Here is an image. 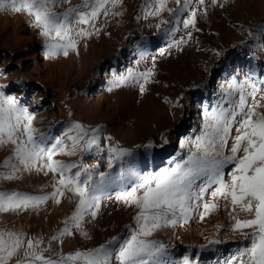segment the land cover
I'll use <instances>...</instances> for the list:
<instances>
[{"label": "snow or ice", "instance_id": "1", "mask_svg": "<svg viewBox=\"0 0 264 264\" xmlns=\"http://www.w3.org/2000/svg\"><path fill=\"white\" fill-rule=\"evenodd\" d=\"M171 2L175 7H169L170 0H145L143 14L145 18L161 17L167 12L168 18L160 19L155 27L168 41L169 49H179L187 43L183 37L174 38L179 25L198 31L197 15L207 14L206 7L203 12L198 13V9L205 6L206 0ZM210 2L217 5L218 0ZM121 3L122 0H82L71 5V0H0V9L26 13L45 39V57L54 58L76 52L82 40L99 35L96 20L101 15H122L115 10ZM59 5L69 6L57 11ZM255 27L264 37V24ZM247 32L250 37L254 35L250 29ZM187 37L192 38L191 31ZM165 50L161 48L160 53ZM137 54L139 65L148 56L146 45H137ZM155 67L153 58L152 66L143 71L128 67L126 72L117 74L113 70L108 91L138 86L143 94L153 80ZM262 91L264 80L247 84L233 78L221 100L211 110L205 107L201 129L191 139L187 157L146 176L137 168L134 149L102 143L112 141L111 136L104 134L103 125L93 127L71 121L60 136L53 137L33 126L34 116L27 107L0 91V147L12 148L11 154L0 162V181L16 180L22 173L32 172L52 177L50 192L0 190V214L36 209L49 200L59 204L66 192L77 198L74 211L63 221L64 227L48 238L49 247L43 246V238L0 228V264H193L191 255L175 258L169 246L152 238L153 234L168 225L187 223L200 209L199 218L204 220L217 210L219 200L231 205V231L242 237V246L224 264H264V95L258 98ZM237 94L238 99H233ZM77 151L81 157L106 153L109 171H100V164L89 167L82 160L64 163L54 158L73 156ZM113 191L117 201L138 210L133 217L134 226L126 225L125 232L94 248L60 253L56 258L45 255L52 241L72 235L73 230L90 238L84 225L89 218H96L102 201L111 198ZM209 192L211 200L206 199ZM240 212L245 214L243 219ZM220 227L217 226L218 231ZM221 243L217 236L200 248L203 251Z\"/></svg>", "mask_w": 264, "mask_h": 264}, {"label": "bare ground", "instance_id": "2", "mask_svg": "<svg viewBox=\"0 0 264 264\" xmlns=\"http://www.w3.org/2000/svg\"><path fill=\"white\" fill-rule=\"evenodd\" d=\"M236 1L238 2V0H218L217 5H212L210 0H206L205 6L198 9V13L203 12L205 7L207 9L206 15H197L196 27L199 29L198 31L192 30L191 28L184 29L182 23L179 25L180 30L174 38L179 40L183 37L187 40V43L182 44L179 49L176 47L169 49L168 41L163 37L162 33H157L155 27L160 19L168 18V13H162L161 17L149 16L145 18L143 14V9L146 8L145 0L122 1L115 9L123 13L120 16H109L106 18L101 15L95 22L96 28L100 29L99 35H93L95 39L92 49L97 55L96 57L92 55L88 60L87 67L81 69L78 74L80 86L86 88L88 85H91L94 87L89 93V99L93 101L95 109L93 110L92 107L84 106L81 109V123L93 127L96 126L98 122L96 114L98 111L100 112L99 106L103 104V99L109 98L112 102H116L115 107L118 109V125L121 128L123 138L128 139L132 143H142L148 139L157 144L155 146L160 148V151H163L162 148L165 149L164 139L171 134H174L172 140L175 141V139H177L180 146L198 135L201 129L199 124L203 117L205 107L209 104L210 99L204 98L202 101L199 97L195 98L194 101L191 100V97L181 99L179 93L183 90V80L189 75L188 71L198 75V77L204 75L208 85L214 81L213 83H215V85L213 86H215L218 91L222 90L221 88L223 85H225L226 82L229 83L233 78L238 82L246 81L247 84L259 83V81L264 80V68H262L263 71H261L260 64L262 58L258 59L257 56V51L261 47L256 43L252 42L250 46H245L244 44L239 45L237 48L240 49V53H237L232 48H222L220 51L222 55L219 56V60H216L214 57L212 58V52L210 53V51H212V44L215 42L218 43L221 40L217 32L222 30L223 26L229 27V30L232 29L233 26L230 17L240 13L238 5H235ZM121 5L126 7L127 11H122ZM195 6L194 4L193 7ZM246 6L251 8L249 5ZM169 7H175V4L171 2V0ZM253 9L255 12L264 14V0H257ZM186 16L187 14H185V18ZM90 30L92 29L90 28ZM189 31L192 32L191 39L187 37ZM2 41H5V45L3 51L1 50V53H3H0V59H5L3 61L4 63L0 65V91H4L6 95H9L5 91L8 87V83L16 81L18 78L24 76V72H27V76H29L23 79L24 82L33 80L40 84H56L54 82L55 69L52 66L54 65L53 58H46L44 55L46 50L45 39L40 35L39 30L33 26L31 18L26 13H16L11 10L0 9V43H2ZM34 42L40 45L39 50L34 52L32 56V58L35 59L33 63L35 66V78L30 77L31 74L27 70V58L30 56L28 55V45H32ZM139 44L146 45L148 56L137 65L136 61L139 59L137 45ZM161 48L166 49L163 54L160 53ZM249 48L254 50L255 53L244 57ZM7 50L14 51L15 55L6 56L7 54L5 55L4 51ZM20 52L25 54L24 57L15 61L14 57ZM109 55L111 57H109V61L112 69L103 71V79H99V75L101 74V71H99L100 64L103 62L102 60ZM240 57L242 60L239 59ZM153 58L155 59L156 65L155 75L152 82L146 85L147 90L143 94H141L138 86H122L108 91L109 81L113 78V70H115L117 74L126 72L128 67L138 68L143 71L145 68L152 66ZM39 60H44V62L39 63ZM10 63L14 64L18 71L16 74L6 75L5 72L9 71L8 69L11 67V65L8 66L7 64ZM261 72H263V75L260 78L259 74H261ZM168 73H171V75ZM42 74L44 77H41ZM215 77L217 78L214 80ZM248 90L250 91L251 89L249 88ZM65 91L64 89L63 94ZM63 94L60 98L61 100L64 99ZM260 95H264V91L258 94V98ZM233 99H238V94L233 97ZM217 101L220 100L217 99L213 103L216 104ZM105 103L106 110H111L114 107L108 102ZM34 123L35 119L33 121V126L35 125ZM167 124L171 125V127H169L170 129L167 128L165 131H160L163 125ZM60 126L57 125V128H55L50 136L56 137L57 131L58 134L61 131V129H59ZM34 127L40 132L38 127ZM179 131L181 132L178 135ZM61 134L62 133L58 136ZM233 135H235V133H233ZM104 143L117 144L116 141ZM159 143H161V145H158ZM11 150L12 148L10 145L0 147V162L11 154ZM54 158L64 163L82 160V162L89 167L94 164H100V171H109L106 153L101 155L89 154L81 157L80 152L77 151L73 156L58 155ZM152 161L153 155L150 153L144 155L142 159L136 156V165L141 175L146 176L151 172L147 170L142 174L141 168L143 167V163L152 165ZM168 162L170 167L174 165V161L170 160ZM51 183V174L45 176L43 173H22L19 179L0 181V190L40 194L41 189H43L44 192H50L52 190ZM76 201L77 198L73 196L72 193L66 192L65 195L61 197V202L59 204L49 200L36 209H28L19 213L0 214V228L19 230L30 237L48 240L50 236L64 227L63 221L74 211ZM218 204L217 210L205 216L204 220H200L199 218V211H202V209H200L193 213L192 218L189 219L187 223L180 222L174 226L168 225L162 227L153 235L158 234L165 237L166 245L169 246L175 258L182 259L183 255H191L193 264H196L197 254L198 258L200 256L198 247L206 245L208 239L218 236L222 241L221 244L233 242L235 246L233 245L230 247L228 253L223 254V250L225 249L224 245H218V247L214 245L212 247L216 252L215 259H210L207 262H204L205 260H201L200 262L199 259V264H217V262H219V264H224V261H226L228 257L234 253V250L239 247L236 246V243L239 242L241 236L231 231V225L234 223L229 214L231 205L226 202H224L222 206L219 202ZM101 205L102 210L99 212V216L102 218V221H105V224L109 222L111 211L113 213L112 215L116 216L120 222H123L118 229L112 230V228H109L105 236H103V233H98L96 235L99 228L94 225V220L89 218L84 228L88 232L90 238L86 239L80 232L73 230L72 235H66L59 240L52 241L50 250L46 252L45 255L56 258L60 253H68L76 251L77 249L93 248L96 245L99 246L103 244L104 238L109 240L111 237L118 236L125 232L126 225L131 224L134 226L133 217L138 210L134 206L128 207L122 202L117 201L115 199V191L112 192L111 198L104 199ZM126 208L129 213L128 217L125 214ZM239 216L243 219L245 214L240 212ZM217 226H221L219 231ZM43 246L49 247L47 241H45ZM181 250L183 252H181ZM208 250L210 251V249Z\"/></svg>", "mask_w": 264, "mask_h": 264}, {"label": "rangeland", "instance_id": "3", "mask_svg": "<svg viewBox=\"0 0 264 264\" xmlns=\"http://www.w3.org/2000/svg\"><path fill=\"white\" fill-rule=\"evenodd\" d=\"M122 1H125V0H122ZM256 1L257 0H241V1L238 0V2L237 1L235 2V5L237 4L238 8L240 9V13L234 14L230 17L231 18L230 19L231 24L233 26L232 29L229 30V27L223 26L222 30L217 32L219 34V37H221V40L218 43L215 42L212 44V51H210V53L212 52V58L214 57V58H216V60H219V56L216 55V52H220L222 48H226V47L232 48L237 53L238 52L240 53V49L237 48L239 45L244 44L245 46H250L253 42V43H256L257 45H259V47H261L257 51V56H258V59L262 58L260 61V64H261V71H263L262 68H264V56H263L264 55L263 54L264 37L260 36V34L256 31L257 29L255 26H256V24L257 25L264 24V14L261 12L259 13V12L254 11L253 8H254ZM81 2H82V0H71V5H77V4H80ZM246 5L251 6V8H249ZM68 6L69 5H59V6H57L56 10L57 11H63ZM121 9H122V11H127V8L122 6V5H121ZM249 29L254 33V35L251 37L248 35V32H247V30H249ZM89 30H90V28H89ZM210 34H212V33H210ZM94 39L95 38L93 36H91L90 38H88L86 40H82L80 42V44L78 45V50L76 52L70 51L68 56H64V55L60 54V55H57L56 57L53 58L54 65H52V66L55 69L54 70V78H55L54 82L56 84H54V83H52V84H50V83L49 84L48 83L47 84H40V83H37L33 80H28V81L24 82L23 79H26L29 77V76H27V72H24V74H23L24 76H22L21 78H18L19 80L17 79L16 81H11L8 83V87L5 90L6 93L9 95L13 94V96L22 105L24 104V106L29 109V111L33 114L34 119H35V123H34L35 125L34 126L38 127L40 132L42 131V133H47L49 135H52L55 128H57L56 126L61 125L59 128V129H61V131L59 132V134H60L64 130L66 124H68L69 122H71V121L81 122L80 121L82 118L81 117L82 116L81 109L84 106L92 107L93 110L95 109V105H94L93 101H91L89 99V93H90V91H92L94 89V87H92L91 85H88L86 87L87 88L86 89L83 86H80V82L78 80V74H79L80 70L87 67L88 60L90 59V57H92V55L94 57H96V55H97L92 49ZM4 43H5V41H2V43H0V45H1L0 46V53H1V50L3 51L4 45H5ZM28 47H29V50H28L29 54L28 55H30V56H28V58H27V65H28L27 70L31 74L30 77L35 78L36 77L35 71H34L35 66L33 65L35 59L32 58V56L34 55V52H37L39 50L40 45L37 42H34L32 45H28ZM247 50L248 51L246 52L244 57L249 55V54L255 53V51L252 50L251 48H249ZM4 53H5V55L7 54L6 56L15 55L14 51H9V50L4 51ZM24 55L25 54L23 52H20L16 57H14L15 58L14 60L17 61L20 58L24 57ZM109 57H110V55L105 57L102 60L103 62L100 64L99 71H101V74L99 75V79H103V74H102L103 71H107L109 69H112L110 61H109V59L111 57L110 58ZM4 59L5 58L0 59V65L4 63L3 62ZM239 59L242 60L241 57ZM38 62L43 63L44 60H39ZM4 65H6V64H4ZM7 65L8 66L11 65V67L8 69L9 71L5 70L6 75H9V74L13 75V74L17 73L18 69L14 64L10 63ZM186 69L189 70L188 68H186ZM168 74L171 75V73H168ZM188 74L189 75H187V77L184 78V80H183L184 81L183 82V90L181 93H179V96L181 97V99L186 98V97L187 98L191 97V100H193V101L195 98H198V97L201 98V101L204 98H209L210 101H209V104L207 105V107L209 110H211V107L213 105H215L213 102H215L217 99L221 100V98H222L221 96H223L224 89L227 88L228 83L226 82V84L223 85V87L221 88L223 91L222 90L218 91V89H216V87L213 86V85H215V83H213L214 81L210 84L211 86L208 85V82L205 81L204 75L198 77V75L191 73V71H188ZM259 75L261 78L263 75V72H261V74H259ZM41 77H44V75L42 74ZM216 78L217 77H215L214 80ZM185 82H186V84H185ZM34 83H36V84H34ZM57 85H58V87H57ZM189 87H190V89H189ZM64 89L66 91L63 94ZM217 93H218V95H217ZM62 94L64 96L63 100L60 99ZM103 101H104L103 104H101L99 106L100 112L98 111V113L96 114V116L98 118V122L96 125H103L104 134L111 136L112 141L113 142L116 141V143L118 145H120L121 147L134 149L136 156H139L140 159H142V157L144 155H146L147 153H150L153 155L152 165H150L148 163H145V164L143 163V167L141 168L142 174L145 173L147 170H150L151 171L150 173L154 174L155 172L159 171L161 168L170 167L168 161L172 160L175 163L178 160H182V158L183 159L186 158L187 155L189 154V149L191 148V146H190L191 142L190 141H191V139H194V138H191L189 141H187L186 143H184L183 145L180 146V143L177 141V139H175V141L172 140L174 134H171L172 136L169 135V136L165 137V139H164L165 149L162 148L163 151H160L159 150L160 148L155 146L157 144L153 143L152 141H149L148 139L142 143H132L128 139L123 138V134L121 133V128L118 125V117H117L118 116L117 115L118 109L115 107L116 102H112V100H110L109 98L103 99ZM105 102H108L110 105H112L114 107L111 110H106L105 109V106H106ZM227 106L228 105L225 104V107H227ZM79 109H80V112H79ZM69 113H71V115H69ZM77 116H78V118H77ZM40 121H42V122H40ZM202 122H203V117H202L201 122L199 124L200 126H202ZM63 125H65V126H63ZM51 126H52V128H51ZM169 127H171L170 124L163 125V127L160 129V131H165V129H167V128L170 129ZM180 132L181 131L178 132V135L180 134ZM233 133H235L234 130H233ZM56 134H57L56 136L59 135L58 131ZM230 141H229V146H230ZM102 143H104V141H102ZM149 143L151 144V147H145V146L149 145ZM137 145H139L141 147L137 148L136 147ZM158 145H161V143H159ZM225 152L227 154L228 149H225ZM178 156H180V157H178ZM230 168H231V166L226 168L225 171L226 172L229 171ZM197 183H199V181ZM207 196H208V198H207ZM206 199H209V200L212 199L210 192L207 193ZM224 202L225 201H223V200H219V203L221 204V206L224 204ZM126 209H125V214L128 217L129 213H128V209L127 210ZM101 210H102V205H101L99 212H101ZM112 214L113 213L110 211V216H109L110 220H109V222H107L105 224V221H102V218H100L99 213H98V216H96V218L94 219V225L99 228V231L96 232V235L98 233H103V236H105V234L109 230V228H112V230H116L121 226V223H123V222L122 221L120 222L118 220V218ZM125 231H126V229H125ZM159 237H161L162 239ZM152 238H155L158 241L166 244L165 239H164L165 237L162 235H158V234L153 235ZM45 241H47V240H45ZM106 241H107V239L104 238L103 243H105ZM241 241H242V237H240V240H239V242L236 243V246L240 247ZM243 243L246 244L247 241H244ZM219 245L225 246V249L223 250V254L224 253L226 254V253H228L229 248L234 245V243L233 242H227L225 244H219ZM96 246H94V247H96ZM216 247H218V245ZM198 249L200 250V254H199L200 255L199 256L200 262H201V260H205L204 262H207L210 259L216 258V252L212 246H210V248H209L210 251L208 249L201 251L200 246L198 247ZM82 250H85V249H82ZM71 252H74V251H71ZM71 252H68V253H71ZM181 252H183V251L181 250ZM208 257H209V259H208Z\"/></svg>", "mask_w": 264, "mask_h": 264}]
</instances>
